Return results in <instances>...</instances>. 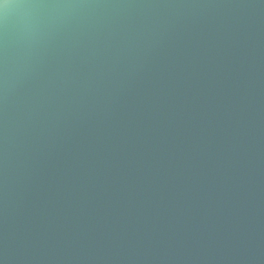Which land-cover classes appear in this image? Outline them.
Returning a JSON list of instances; mask_svg holds the SVG:
<instances>
[{
    "label": "water",
    "instance_id": "1",
    "mask_svg": "<svg viewBox=\"0 0 264 264\" xmlns=\"http://www.w3.org/2000/svg\"><path fill=\"white\" fill-rule=\"evenodd\" d=\"M0 264H264V0H0Z\"/></svg>",
    "mask_w": 264,
    "mask_h": 264
}]
</instances>
